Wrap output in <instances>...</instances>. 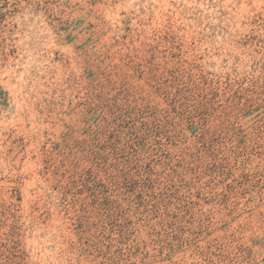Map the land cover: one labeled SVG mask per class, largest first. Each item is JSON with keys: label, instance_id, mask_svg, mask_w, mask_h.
<instances>
[{"label": "rangeland", "instance_id": "374dc122", "mask_svg": "<svg viewBox=\"0 0 264 264\" xmlns=\"http://www.w3.org/2000/svg\"><path fill=\"white\" fill-rule=\"evenodd\" d=\"M0 264H264V0H0Z\"/></svg>", "mask_w": 264, "mask_h": 264}]
</instances>
